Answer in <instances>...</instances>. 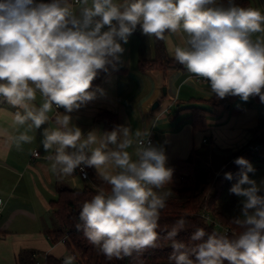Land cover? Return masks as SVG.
<instances>
[{
  "label": "clouds",
  "instance_id": "clouds-1",
  "mask_svg": "<svg viewBox=\"0 0 264 264\" xmlns=\"http://www.w3.org/2000/svg\"><path fill=\"white\" fill-rule=\"evenodd\" d=\"M138 28L158 40L179 34L182 43L170 54L204 78L217 100L259 97L264 104V13L258 8L236 0H0V103L14 109L15 130L0 137L20 149L39 130L57 176L96 170L108 188L83 202L76 228L109 261L156 249L163 239L170 241L169 264H264V179L250 177L256 169L246 158L233 161L240 171L229 189L241 198L240 215L230 220L237 231L197 227L185 242L177 239L188 224L184 217L163 237L157 231L171 195L161 190L174 172L164 149L126 125L85 134L74 122L73 113L107 96L93 81L123 64V45ZM224 178L234 179L231 172ZM73 262L72 256L63 260Z\"/></svg>",
  "mask_w": 264,
  "mask_h": 264
},
{
  "label": "crops",
  "instance_id": "crops-1",
  "mask_svg": "<svg viewBox=\"0 0 264 264\" xmlns=\"http://www.w3.org/2000/svg\"><path fill=\"white\" fill-rule=\"evenodd\" d=\"M249 1L264 13V0ZM166 36V57L176 62L170 49L182 43L180 35ZM156 42L155 37L143 35L138 28L123 45V64L116 70L109 66L106 72L100 71L93 81V87L103 88L107 96L73 113L79 117L74 122L85 134L92 129L110 131L106 116L111 115L116 126H129L133 133L139 130L142 139H151L153 145L162 147L167 167L194 159L199 175L203 173L215 180L260 130L264 104L257 97L247 102L238 96L217 100L209 83H198L197 77L182 65L173 70L162 69ZM150 63L155 64L153 69L143 68ZM12 111L9 105L0 103V131L7 129L15 134ZM195 111L204 115L202 124L196 122ZM29 135L34 136L33 142L20 149L0 137V264H20V257L27 251L37 253L39 263L41 256L43 262L46 257L64 260L70 256L64 244L49 239V234L58 228L51 204L61 189H97L102 183L94 168H88V180L77 170L72 176H57L51 171L52 161L47 159L52 153L44 152L40 144V131L33 129ZM33 151L39 152L40 157L35 158ZM254 168L255 173L249 175L259 182L264 179V165ZM237 200L240 202L241 198ZM73 263L79 261L74 259Z\"/></svg>",
  "mask_w": 264,
  "mask_h": 264
},
{
  "label": "trees",
  "instance_id": "trees-1",
  "mask_svg": "<svg viewBox=\"0 0 264 264\" xmlns=\"http://www.w3.org/2000/svg\"><path fill=\"white\" fill-rule=\"evenodd\" d=\"M236 2L243 7H252L249 0H236ZM156 51L161 60L160 66L162 69L173 70L181 67L180 64L166 57L164 40L157 39ZM154 66L155 64L150 63L143 65V68L149 70L153 69ZM257 99L259 100V97ZM106 117L109 120L107 129L111 131L116 126L115 117L111 115ZM194 117L196 122L199 121L202 124L204 118L202 113L195 111ZM263 134L264 122H261L260 130L256 132L252 141L237 157L243 156L253 167L264 165ZM171 168L174 170L173 179L172 183L167 185L171 195L167 199V206L161 211L160 227L157 229L162 237L165 231L170 230L175 221L181 217L186 218L188 224L177 237L179 240L188 242L189 236L197 227L205 228L208 233L221 231L220 228L206 222L201 217L200 213L204 209L210 211L212 217L222 225L237 231L236 227L230 222L236 216L226 213L218 202L229 191L232 184L236 182V174L240 171L239 166L232 162L215 180H205L202 183H200L197 161L194 159L176 163ZM226 172H231L234 179L231 181L225 179L224 173ZM100 188L107 190L108 186L102 182L97 189L91 187L82 191L61 189L58 193V199L51 204L58 228L49 234V239L53 243H61L62 239H65L66 234H68L64 245L70 255L79 261V264H169L168 257L171 248L169 246L170 241L167 240L162 239L159 241L160 247L156 249H148L142 254H134L133 257L123 260L113 259L111 261L106 259L98 248L86 240L83 232L78 231L76 228L77 224L83 223L79 219V212L83 202L91 199ZM230 200L235 206L240 207V203L234 194H231ZM37 256L38 254L34 251H27L20 257V264H40L37 261ZM43 264H63V260L46 257Z\"/></svg>",
  "mask_w": 264,
  "mask_h": 264
},
{
  "label": "built area",
  "instance_id": "built-area-1",
  "mask_svg": "<svg viewBox=\"0 0 264 264\" xmlns=\"http://www.w3.org/2000/svg\"><path fill=\"white\" fill-rule=\"evenodd\" d=\"M197 81L198 83H208L204 78H199L197 77ZM148 139H145V141H147ZM152 144H153V141L151 139H149ZM35 158H38L40 157V155L37 157V156H34ZM78 173L81 175V177L85 180H88L89 179V172H88V168L85 169L86 173H87V176L85 177L83 173L80 172L79 169H77ZM2 204H3V201L2 199H0V213H1V210H2ZM201 217L208 223L210 224H213L215 225L216 227L220 228L221 231H232V232H235L234 230H232L230 227H227V226H224L222 225L217 219L213 218L212 217V214L210 213V211H208L207 209H204L201 213H200ZM68 237V234H66V237L65 239H62L61 243L62 244H65V240L67 239Z\"/></svg>",
  "mask_w": 264,
  "mask_h": 264
},
{
  "label": "rangeland",
  "instance_id": "rangeland-1",
  "mask_svg": "<svg viewBox=\"0 0 264 264\" xmlns=\"http://www.w3.org/2000/svg\"><path fill=\"white\" fill-rule=\"evenodd\" d=\"M203 168V166H199V169ZM200 177V183L203 181L211 180V176H203V173L199 175ZM161 191H169L167 187L164 190ZM231 194L229 191L225 194V196L219 200V205L222 207V209L228 213L229 215L233 216H239L240 215V207H237L234 205V203L230 200ZM69 256V254L67 255ZM71 256V255H70ZM42 256L40 257V264H43ZM73 264H78V263H73Z\"/></svg>",
  "mask_w": 264,
  "mask_h": 264
},
{
  "label": "water",
  "instance_id": "water-1",
  "mask_svg": "<svg viewBox=\"0 0 264 264\" xmlns=\"http://www.w3.org/2000/svg\"><path fill=\"white\" fill-rule=\"evenodd\" d=\"M47 1V0H46Z\"/></svg>",
  "mask_w": 264,
  "mask_h": 264
}]
</instances>
